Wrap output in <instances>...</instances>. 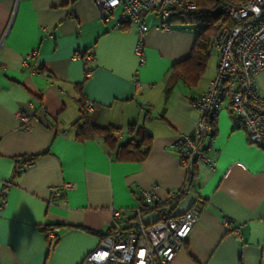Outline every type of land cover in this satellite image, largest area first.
I'll list each match as a JSON object with an SVG mask.
<instances>
[{"label":"crops","instance_id":"0c3cea01","mask_svg":"<svg viewBox=\"0 0 264 264\" xmlns=\"http://www.w3.org/2000/svg\"><path fill=\"white\" fill-rule=\"evenodd\" d=\"M103 16L92 0H0V264H79L116 225L112 212L139 207L142 192L164 204L142 214L145 224L162 210L199 213L169 264H264V149L235 127L227 103L212 122L215 168L196 163L190 189L167 203L185 179L168 147L192 133L197 111L189 101L214 80L216 56L190 89L172 69L189 57L197 29L163 31L154 15H142L140 61L136 26L114 29ZM77 51L92 60L74 58ZM257 83L264 98V71ZM82 101L93 103L89 123L122 129L116 147L128 140V125L142 127L151 138L145 159L117 161L100 139L75 140ZM31 157L34 166L15 175ZM66 183L72 189L55 198L51 189ZM48 229L57 230L53 242Z\"/></svg>","mask_w":264,"mask_h":264},{"label":"built area","instance_id":"2783aa9c","mask_svg":"<svg viewBox=\"0 0 264 264\" xmlns=\"http://www.w3.org/2000/svg\"><path fill=\"white\" fill-rule=\"evenodd\" d=\"M99 11L104 12L103 21L110 22L114 29L125 23L136 26L135 54L143 59V37L148 32L142 15L152 14L160 22L163 31L170 29L169 21L174 11L194 12L196 5L191 0H92ZM213 33L208 40L207 55L217 58L216 74L206 91L189 102L197 111V119L190 135L180 134L168 149L177 156L179 166L185 172L181 189L168 196L167 203L191 187L192 169L196 163L215 168V160L208 155L213 145L214 127L211 119L227 103L235 127L245 132L247 140L264 149V98L259 95L257 76L264 71V0H230L215 4L209 13ZM195 20H199L195 17ZM36 52L27 54L34 58ZM74 58L92 60L81 51ZM140 89L138 83L135 84ZM93 103L85 101L80 112L88 115ZM20 128L30 130L28 117L16 114ZM34 166V160L20 162L15 175ZM69 183L51 189L55 198H60L72 189ZM144 208L155 210L164 204L151 192H142ZM142 207L130 211H113L116 225L111 235L99 241L79 264H169L180 251L198 220L195 209L170 216L161 211V218L149 224L142 221ZM128 214L130 216H128ZM56 229H48L45 236L55 240ZM237 236V232L233 233Z\"/></svg>","mask_w":264,"mask_h":264},{"label":"trees","instance_id":"16d2710c","mask_svg":"<svg viewBox=\"0 0 264 264\" xmlns=\"http://www.w3.org/2000/svg\"><path fill=\"white\" fill-rule=\"evenodd\" d=\"M196 5V10L192 13L184 11H174L171 15L169 26L171 24L189 25L194 24L197 27L198 34L195 42L192 46L190 55L187 59L175 64L172 69V74L177 76L187 85L190 89L194 88L198 79L204 72L206 62L208 59L207 49L208 40L213 33L211 26V20L209 13L215 6V4L230 0H191ZM198 17L199 20H195ZM84 101L80 103V109L84 107ZM80 118L73 123L75 127V140L83 142L89 139H100L108 147L115 148V159L117 161L125 162H141L145 159L150 149V136H148L142 127L130 124L126 127L125 133L128 136V140L119 146H115L116 138L122 134V129L107 126L99 127L92 125L87 120V115L80 112ZM213 119H211V123ZM34 160V158L21 159V162ZM193 175L191 174V183ZM185 192L179 194L175 199L170 202L175 203ZM143 208L142 214L151 210L144 208L142 200H140V206ZM163 207V206H162ZM161 207V208H162ZM159 209V208H158ZM156 210V209H155ZM113 230L108 234L101 236L100 240L111 235Z\"/></svg>","mask_w":264,"mask_h":264},{"label":"rangeland","instance_id":"374dc122","mask_svg":"<svg viewBox=\"0 0 264 264\" xmlns=\"http://www.w3.org/2000/svg\"><path fill=\"white\" fill-rule=\"evenodd\" d=\"M189 26H190L192 29H194V30L197 29L196 26H195L194 24H189ZM215 64H216V60H215V58H214V57L209 58L208 66H209V65L215 66Z\"/></svg>","mask_w":264,"mask_h":264}]
</instances>
